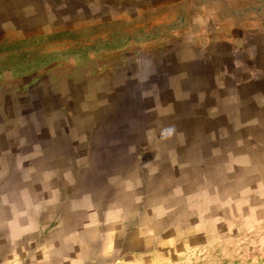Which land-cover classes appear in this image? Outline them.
I'll return each instance as SVG.
<instances>
[{
	"label": "rangeland",
	"instance_id": "rangeland-1",
	"mask_svg": "<svg viewBox=\"0 0 264 264\" xmlns=\"http://www.w3.org/2000/svg\"><path fill=\"white\" fill-rule=\"evenodd\" d=\"M10 1L12 5L0 0V12L32 10V27L44 31L33 29L0 41V264H264L263 134L256 143L240 142L231 151L221 143L203 153L185 152L180 141L176 159H171L169 147L159 152V167L153 165V175L145 173L143 183L136 171L156 148L152 133L163 130L149 126L151 115L168 109L182 112L195 99L189 84L193 89L213 86L201 77L203 67L185 63L182 24L189 23L190 10L203 8L213 21L224 22L225 36L244 41L245 32L258 39L264 29V0ZM13 18L20 24L25 16ZM212 47L227 50L223 44ZM167 59L172 60L168 67L161 64ZM164 65H175L171 72L180 78L169 82ZM184 71L191 80L184 79ZM100 72L107 73L102 83H109L108 89L102 85L103 93L89 91L99 102L107 101L99 117L88 112L87 94L76 97V105L74 95L64 98L61 114L78 106L80 120L73 122L96 118L112 124L124 115L114 105L121 100L128 108L125 120L132 122L122 135L133 138L107 144L103 137L109 124L97 131L91 143L79 145L92 149L79 162V177L68 174L74 170L75 175L77 164L68 148L59 173L52 153L30 165L20 155L9 172L4 169L2 159L11 142L5 136L23 134L41 89L49 100L58 82L83 74L82 84L93 90ZM7 97L11 99L5 104ZM142 106L145 142L138 145L134 135L142 133L137 127ZM262 121L260 104L256 123ZM215 151L227 156L221 160ZM114 189L120 195L116 201Z\"/></svg>",
	"mask_w": 264,
	"mask_h": 264
},
{
	"label": "crops",
	"instance_id": "crops-1",
	"mask_svg": "<svg viewBox=\"0 0 264 264\" xmlns=\"http://www.w3.org/2000/svg\"><path fill=\"white\" fill-rule=\"evenodd\" d=\"M8 4L12 5L10 0ZM143 8L149 10L146 7ZM32 12V10H23L21 13L14 9L10 11L6 10V13L0 12V41L5 37L10 38L11 35H23L33 29L44 31L42 28L32 27V24L36 21L35 18H30ZM39 14L42 16L43 13L40 11ZM7 15L8 18L5 17ZM193 15L194 17H192ZM17 16H25L22 23L17 24L14 21L15 18L13 17ZM12 21L14 22L12 23ZM223 23L220 25L218 20L213 21V17L208 16V13L202 8L199 10L196 9L194 12L190 10L189 23L182 24L184 27L183 31L186 33L182 39V47L186 54L185 63L189 61L191 64L203 67L206 74L201 77L209 80V83L213 85L211 87L213 89L211 90L210 87V89L207 87L204 89L202 87L193 89L191 84H189L188 90L195 94V99L194 102L191 101L188 105L186 104L187 106H184L182 112H173V109L171 111L168 109L166 112L157 111L153 114V111H151L153 115H151V125L149 126L154 128L163 127V130L161 132L157 130L158 132L152 133V140L157 142L156 148L153 147L151 149L149 161H145L143 158L142 162L140 161L142 167L136 168L138 177L143 178L145 173L150 176L153 175L154 171L152 166L157 165L159 167V162L162 157L158 153L165 150V148L169 147L168 150L171 159L175 160L176 155L174 154L180 148V144H178L180 141L184 143V148H186L185 152L189 149L190 151L203 153L206 149L218 148L217 145H221V143L223 144L222 148L225 149L226 145L227 148H230V151L236 148L240 142L246 143L249 146L250 144L256 143L257 135L262 136L263 134L264 136V121L256 123L259 106L260 104L264 105V41L262 39L264 37L262 35V33L264 34V29L260 33L258 32V39L255 37L257 34L241 31L247 37L246 40L241 41V39L229 35L225 36L224 29L222 28ZM38 24H44L42 18H40ZM233 29L231 28V31ZM239 30L236 28V31ZM210 33L212 35H209ZM207 35L211 38H208ZM212 36L217 38H212ZM253 36L254 39H252ZM212 44L227 45V50H220L213 47L212 49ZM252 49L255 52L250 51ZM170 62L172 60L169 59L168 62L167 59V61L161 62V64H166L168 67ZM166 65H164L165 69H167ZM173 67H169L166 72L169 82L180 78L177 77L175 71L171 72ZM122 72L126 73L124 70L120 71V73ZM185 74L186 71H184V79H192L191 73ZM82 76L83 74L78 79H71V82H58L56 84L57 87L50 89L49 92L53 93H51L49 100H47L48 92L41 89V98L35 102V114L32 115L31 113L32 116L30 115L29 117L32 119L23 123V134L12 137L9 135L5 136L11 142L8 144L9 147L7 153H5V158L2 159L4 161V169L7 168L9 172L16 165V160L20 155H23L24 160H27L28 165H30L32 159L38 157L42 159L47 153H52L55 158V165L53 167L59 173L64 169L62 168V154L66 150L65 148H68L76 154L75 159H77L75 168H72L75 169V175L74 170L68 172V174L71 176L78 174L79 177V171L77 169L80 164L79 162L85 156V150H88V148L91 149L90 145L82 149L79 145L91 143L97 131L109 124L107 132L103 137V142L107 144L121 143L124 139L133 138V135H128L127 133L122 135L125 129L131 126L129 123L132 122L125 120L129 119V116L127 118L128 108L121 100L116 101L114 105L118 108L117 112L121 116L122 114L124 115L122 117L120 116L121 120H114L112 124L105 120L102 123L96 118L87 122H73V119L80 120L77 113L79 114L81 109L78 106L74 109H66V115L61 114L60 109L65 105L64 98L74 95V99L72 100L76 105L79 102L76 97L87 94L89 96L88 103H85L88 105V112L99 117V113L107 101L99 102L97 94L89 95V91L103 93V91H100L103 86L108 89L107 86L110 84L107 82L105 84L102 83L107 73H96L95 80L99 82L93 85V90H86L84 88L85 84H82L84 77ZM124 89H127L126 86H124ZM152 89L156 92L159 90L158 88ZM163 91H167V89H163ZM54 96H57V98H54ZM141 96H143V93H141ZM169 96L171 95L169 94ZM10 99V97H7L5 104ZM89 99H91L90 102ZM111 100H108V104H111ZM142 104L143 102H141ZM31 106L32 103H30ZM112 106L110 108L111 111L113 110ZM49 109L51 112L48 116L47 112ZM138 112L140 113V121L139 124L137 123V127L139 126L142 129V133L140 136H134L136 139L135 142L141 145L145 142L143 135V127L145 125L143 124V121H145L143 106L138 109ZM43 125L45 129L40 130V126ZM80 126L83 128L80 129ZM103 132L105 131L103 130ZM208 135L210 139L207 142L206 140L202 141ZM181 138L185 140L182 141ZM162 143H165L166 146ZM202 143H206L204 147H202ZM176 144L178 147L175 146ZM215 153H217L215 155L221 160L227 156L223 152L218 154V151H215ZM157 155L159 157H157V160H154V157ZM247 158H249V155ZM138 164L140 165V163ZM174 164H168V166ZM23 165H26V163H23ZM202 166H204V163ZM141 180L143 183L144 178ZM64 189L67 188L65 187ZM70 192V196L73 197L74 193L71 189ZM118 197H120L119 190L114 189L112 199L116 201Z\"/></svg>",
	"mask_w": 264,
	"mask_h": 264
},
{
	"label": "trees",
	"instance_id": "trees-1",
	"mask_svg": "<svg viewBox=\"0 0 264 264\" xmlns=\"http://www.w3.org/2000/svg\"><path fill=\"white\" fill-rule=\"evenodd\" d=\"M86 90H89V86L88 85H85V87H84ZM88 98H89V96L87 95V97H86V99H85V101L88 103ZM90 100L91 99H89V102H90Z\"/></svg>",
	"mask_w": 264,
	"mask_h": 264
}]
</instances>
